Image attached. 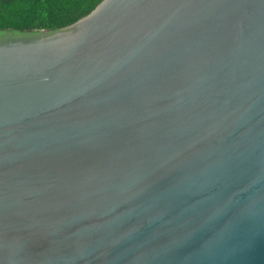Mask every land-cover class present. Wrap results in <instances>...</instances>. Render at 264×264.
<instances>
[{
  "label": "water",
  "instance_id": "95a60500",
  "mask_svg": "<svg viewBox=\"0 0 264 264\" xmlns=\"http://www.w3.org/2000/svg\"><path fill=\"white\" fill-rule=\"evenodd\" d=\"M0 264H264V0L0 30Z\"/></svg>",
  "mask_w": 264,
  "mask_h": 264
},
{
  "label": "trees",
  "instance_id": "16d2710c",
  "mask_svg": "<svg viewBox=\"0 0 264 264\" xmlns=\"http://www.w3.org/2000/svg\"><path fill=\"white\" fill-rule=\"evenodd\" d=\"M103 0H0V30L56 31L94 11Z\"/></svg>",
  "mask_w": 264,
  "mask_h": 264
}]
</instances>
